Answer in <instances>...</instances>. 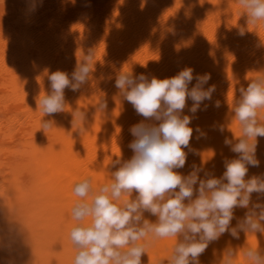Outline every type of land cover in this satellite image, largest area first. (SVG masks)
I'll list each match as a JSON object with an SVG mask.
<instances>
[{"label": "bare ground", "instance_id": "bare-ground-1", "mask_svg": "<svg viewBox=\"0 0 264 264\" xmlns=\"http://www.w3.org/2000/svg\"><path fill=\"white\" fill-rule=\"evenodd\" d=\"M83 65L89 67V73L84 81H77L74 73ZM185 67L193 68L194 74H208L205 89L215 88L212 100L204 101L191 120L193 135L188 148L204 157L215 150L233 161L234 153L221 147L232 138L229 130L243 128L235 114L241 90L252 81L264 80V20L252 21L241 0H0L1 205L8 212H32L33 216H40L46 208L52 213L47 219L52 230L44 235L53 238L57 230L64 238L63 247L71 248L70 232L80 224L72 216L76 204H91L104 187L109 192L103 194L122 210L138 204L135 190L122 191L119 197L111 195L115 172L133 155L128 147L134 139L130 129L144 120L124 99V90L118 89L115 81L122 73L170 78ZM56 71L66 74L69 86L63 90L61 110L47 114L41 100L53 94L49 76ZM191 106L192 101L186 100L182 117L193 116ZM256 119L257 126H264V108L257 109ZM58 136H63L59 142L55 139ZM38 161L51 173L48 187L47 175L36 169ZM4 164L10 166L7 171L2 169ZM224 173H219L218 187L227 184ZM84 181L89 183V191L81 198L74 187ZM206 189L204 195L210 197L212 190ZM196 193L198 190L192 195ZM178 194L179 187L154 202L162 205ZM184 201V207H189ZM234 206L227 232L252 242L246 249L253 259L247 260L249 264H257L256 259L264 264L262 230H249L250 224L241 223ZM132 215L129 227L143 229L145 236L131 242L130 248H144L140 264H162L164 255L171 253L167 250L175 248L178 233L157 237L150 229L159 225V215L142 206ZM213 239H206L207 243L214 245L217 240ZM127 246L117 250L123 254L129 250ZM214 248L219 251L221 246L215 244ZM76 255L60 252L59 264H74ZM217 260L226 264L221 256Z\"/></svg>", "mask_w": 264, "mask_h": 264}, {"label": "clouds", "instance_id": "clouds-1", "mask_svg": "<svg viewBox=\"0 0 264 264\" xmlns=\"http://www.w3.org/2000/svg\"><path fill=\"white\" fill-rule=\"evenodd\" d=\"M252 21L264 20V0H241ZM243 34V33H241ZM89 73V67L83 65L74 73L73 78L84 81ZM53 94L41 100L44 113L52 114L62 108L63 90L69 86V79L64 72L56 71L49 76ZM210 76L194 74V69L185 67L178 74L164 79H158L144 74L133 76L122 73L115 81L118 89L124 90V99L130 103L136 113L144 118L140 123L131 127L134 137L128 147L133 155L115 172V183L111 185V195L119 197L122 191L135 190L139 193V202L131 203L127 210H122L112 202L108 195L109 188L101 189L91 204L80 202L72 209V216L77 224L70 232L72 242L80 247L74 264H140L144 252L141 246L131 247L123 254L117 249L124 248L130 242L140 240L145 236L143 229L129 227L133 213L138 207L149 209L158 214L160 223L153 229L157 237L174 236L185 228L187 219L198 220L199 223L187 224L193 233L203 231L204 237L212 239L217 230L225 231L231 219V209L237 204L241 189L248 193L264 191V184L256 180L244 183L247 172L246 165L258 167L259 160L255 158L256 145H249L241 140L232 151L240 154V158L226 162L224 178L227 184L218 187L220 181L210 179L201 182V198L187 208L182 200L192 195L189 185L197 182L195 174L183 181L173 169L182 168L186 161L185 148L193 135L189 127L195 113L201 109L204 101L212 100L214 87L205 89ZM193 81L195 83L193 84ZM242 100L235 108L238 120L243 124V133L248 138L264 137V126H257V109L264 108V80L252 81L247 88L241 90ZM186 100L192 101L190 116H181L186 107ZM218 108L219 101L215 103ZM205 109L207 105H204ZM200 132V129H195ZM228 144L229 141L225 140ZM179 187V194L162 205L155 203L163 194ZM211 191L210 197L204 195V189ZM89 191L87 181L77 183L74 187L76 196L84 198ZM248 202L247 197L241 201ZM219 212V216L210 214ZM90 219V223H85ZM139 220V217H135ZM249 223H251L249 221ZM256 228V224H252ZM188 239V237H186ZM205 248L203 243L181 244L176 248L179 254L175 264H188L189 256L195 258ZM251 255V253H249Z\"/></svg>", "mask_w": 264, "mask_h": 264}, {"label": "rangeland", "instance_id": "rangeland-1", "mask_svg": "<svg viewBox=\"0 0 264 264\" xmlns=\"http://www.w3.org/2000/svg\"><path fill=\"white\" fill-rule=\"evenodd\" d=\"M229 131L233 132L234 130H229ZM242 131H243V128H241V130H237V132L236 131L233 133L229 132V136L232 137L229 140V143L230 142L231 143H230V145H229V143L223 144L221 148L226 149L227 152L231 151L232 153H234V155H233L234 160H237L240 158V154L232 151V147H234L237 143H239L241 140L244 139V141H246L247 143L249 142L248 143L249 145H252V144L257 145L255 148V158L259 160V166L253 167V166L246 165L248 170H247L246 175L244 177V183L247 185L250 181L256 180L257 184H264V160H263L264 159V152H263L264 151V137H262V138L256 137V140L254 138L247 139L248 137H246ZM234 134H237V135H234ZM240 134H241V136H240ZM244 136H245V138H244ZM55 139L57 142H59V141H61V139H63V136H58ZM261 147H263V148H261ZM260 149L261 150L263 149L262 152H260L261 151ZM257 150H259V151H257ZM184 151L186 153V161H185L184 166L182 168H174L173 171L177 175H179L181 177V179L185 182H187L189 180V178H191L193 176V174H195V176L199 179L195 184L189 185L191 187L192 192L198 190V193H196L195 195H191L190 197H186L182 200V201H184V200L189 201V202H187V201H184V202H185V204L189 203L191 206V205H194L196 200L201 198V190H200L201 182H205L207 180H210L211 178H215L216 180L221 181L219 173L221 171H224V172L226 171L225 164H226V162H231V160L229 158L223 156L224 154L215 152V150H213L210 153V155L207 157L201 156L196 149L185 148ZM193 155H194V157H193ZM215 159L217 161H215ZM214 162H216L217 164ZM38 163L40 164V161H38ZM38 163H37L38 167L36 169L40 173L44 172V174L47 175L48 181L45 183V185H47V187H48V183L51 184V182H49V180H50L49 177H52L51 173L49 171V168L45 167L42 163L40 164V166H42V167H40ZM211 163H214L213 164L214 166L213 165L210 166ZM205 164H207V165H205ZM4 166H5V168H4ZM8 168H10V166H8L6 164L2 165V169L5 171H7L6 169H8ZM42 168H44V169H42ZM262 168H263V170H262ZM211 175H212V177H211ZM245 180H247L248 182ZM54 184L56 185V183H54ZM49 186L51 187L52 185H49ZM57 187H59L58 184H57ZM240 191H243V192H240V195L237 198V204L234 206L236 214L239 215L237 218H239V220H241V223H247L248 226L250 224L249 230L254 229L252 227L253 223L256 224L257 227H259L262 230L261 235H264V217H263L264 216V193H263L264 191H253L252 194L248 193L246 191V189H241ZM206 192H207V189H206ZM132 196L133 195H130V197H132ZM245 197H247L248 202L246 205H243L241 203V201H243V199ZM0 207H1L0 208V232H1L0 233V260H1L0 264H40V263L46 264V261H49V259H50V263L47 262V264H52V262H54L53 264H55V263L59 264V260H61L60 259L61 257L59 256L60 252H61V254L62 253L65 254L68 251H73L74 253L77 254L81 250L80 247L75 245L72 241H71V244H72L71 248L63 247L62 244H64V241H63L64 238L62 237V235L57 230L53 229L54 233L56 232L55 235L58 234L57 236H53V238L49 237L48 235H44V234L50 232V230H52V225L50 223H48V221H47L49 215H52V213L46 211V208H43L44 211L41 210L40 216H37V215L33 216L34 213H32V212L26 213L25 215H22L19 212H8L7 208H4L1 205V203H0ZM247 209H248V211H247ZM28 210L31 211V209H28ZM259 211H260V213H259ZM217 215L219 216L220 213L218 212V213L210 214L209 220H211L213 218V216H217ZM9 218H11V219H9ZM42 218H44L46 221H43V223H41L42 221L37 223V221L42 220ZM189 220H191V219H189ZM231 220L232 219H230L229 221H231ZM192 221H194V220H191L190 222L187 220L184 221L185 228L182 230V232H178L177 243L174 246L175 248L172 247V249H170L169 252L167 250V254L171 252L170 254H168V256L164 255L163 258L160 256L163 259L162 264H175V260L177 258V254H178L175 251L176 248L178 247L177 245L180 246L184 242L185 243L183 245H185V246L189 245L187 243H190V244L191 243H203V244H205V248L203 249V251L196 256L197 258H199V260L195 262V260H194L195 258L189 256L187 258L188 264H219V261L217 260L219 256H221L222 259L225 258L226 264H234V263L235 264H241L242 262L244 264H247L248 263L247 260H253L252 257L246 253V249L249 248V245H251V243H252V242H248L249 240L247 238L239 237V234H237L238 236L237 235H230V233L227 232V227H226L225 231L222 233H220L217 230V235L215 236L217 242L214 241L215 242L214 245L215 244L220 245L221 249L219 251H216L214 248V245L208 244L207 240H206L207 238L202 237L201 232L193 235V233H190V231H188L187 224L192 223ZM249 221L251 223H249ZM194 222L199 223L198 220H196ZM35 223L38 225L35 226ZM40 223H41V225H40ZM46 223H47V225H46ZM77 223H83V222L78 221ZM48 225H49V227H47ZM35 227H37L38 229H36ZM46 227H47V229H46ZM42 229L44 232L42 231ZM22 231H24V232H22ZM39 231H41V232H39ZM45 231H46V233H45ZM257 231H258V229H257ZM188 233L190 234V236H188L189 235ZM27 234H28V236H27ZM251 235L252 234H250V237H251ZM45 236H46V238L48 236V239H45ZM183 236H185L184 237L185 239H186V237H188V240L183 239ZM229 236H230V238H229ZM24 237H25V239H24ZM42 238H44L45 240L44 241L40 240ZM223 238H225L226 240H224ZM49 239H50V241H49ZM59 239L61 240V242ZM2 240H3V243H2ZM212 240H215V239L212 238ZM46 241L48 244L46 243ZM186 241H187V243H186ZM227 242H229V243H227ZM35 244H37V245H35ZM73 244H74V246H73ZM130 244H131V242L128 244V246H127L128 248H130ZM40 245H42V246H40ZM57 245H59L60 247ZM28 246H30V247H28ZM31 246H33L34 248ZM37 246H38V248H37ZM52 247H53V249H52ZM13 248H14V250H13ZM56 248L59 249V253L57 252V250H55ZM35 249H37V251ZM42 249H43V251H42ZM44 249H46V250H44ZM238 249H240V252H236ZM13 252H14V254L12 255ZM48 252L50 254H48ZM56 252H57V254H56ZM45 253H46V255H45ZM211 253H213V254H211ZM9 254H11V255H9ZM54 254H56V255H54ZM51 255H53V259H52ZM174 255H175V258H172V257H174ZM7 256L9 259L7 258ZM9 256H11V257H9ZM165 256H166V258H165ZM169 257L172 258V260L169 259ZM29 258H30V260H29ZM47 258H49V259H47ZM55 258H57V259L55 260ZM68 259H71V257H69ZM32 260L34 262H32ZM169 260H171V262H173V261L174 262L173 263L166 262ZM256 260H257V264L261 263L260 259H256ZM7 261H11V262H7ZM154 264H156V263H154Z\"/></svg>", "mask_w": 264, "mask_h": 264}]
</instances>
